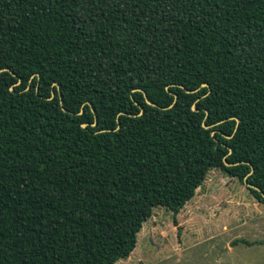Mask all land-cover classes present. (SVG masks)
I'll return each mask as SVG.
<instances>
[{"label":"trees","instance_id":"16d2710c","mask_svg":"<svg viewBox=\"0 0 264 264\" xmlns=\"http://www.w3.org/2000/svg\"><path fill=\"white\" fill-rule=\"evenodd\" d=\"M212 170L264 204V0H0V264L126 260Z\"/></svg>","mask_w":264,"mask_h":264},{"label":"rangeland","instance_id":"374dc122","mask_svg":"<svg viewBox=\"0 0 264 264\" xmlns=\"http://www.w3.org/2000/svg\"><path fill=\"white\" fill-rule=\"evenodd\" d=\"M115 264H264V204L212 170L177 216L155 208L131 255Z\"/></svg>","mask_w":264,"mask_h":264},{"label":"water","instance_id":"95a60500","mask_svg":"<svg viewBox=\"0 0 264 264\" xmlns=\"http://www.w3.org/2000/svg\"><path fill=\"white\" fill-rule=\"evenodd\" d=\"M19 84V83H18ZM203 86H205V85H203ZM186 93H191L190 91H186ZM174 96V99H176V95L174 94L173 95ZM146 98V97H145ZM174 102H175V100H174ZM146 103L148 104V105H152L151 103H150V101L149 100H147V98H146ZM192 110H195V108H194V106H192ZM63 111H65V110H63ZM80 114V113H79ZM92 126H95V124H93ZM86 127V125L85 124H82V128H85ZM203 127L204 128H207L205 125H203ZM244 185H246L247 186V188H252V186H250L247 182H246V178H244Z\"/></svg>","mask_w":264,"mask_h":264}]
</instances>
